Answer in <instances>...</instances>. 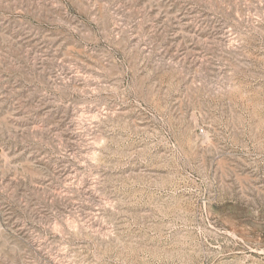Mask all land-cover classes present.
Returning a JSON list of instances; mask_svg holds the SVG:
<instances>
[{"label": "rangeland", "instance_id": "374dc122", "mask_svg": "<svg viewBox=\"0 0 264 264\" xmlns=\"http://www.w3.org/2000/svg\"><path fill=\"white\" fill-rule=\"evenodd\" d=\"M0 264H264V0H0Z\"/></svg>", "mask_w": 264, "mask_h": 264}]
</instances>
